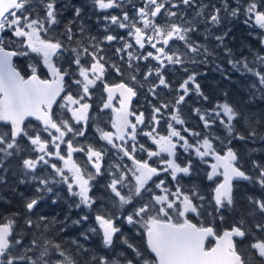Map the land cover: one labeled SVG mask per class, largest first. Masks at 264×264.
Here are the masks:
<instances>
[{"label": "snow or ice", "instance_id": "obj_1", "mask_svg": "<svg viewBox=\"0 0 264 264\" xmlns=\"http://www.w3.org/2000/svg\"><path fill=\"white\" fill-rule=\"evenodd\" d=\"M44 8L43 17L37 16L33 18L29 9L32 6V0H0V32L10 30L12 35L16 38H22L23 44L28 51L16 52L7 51L4 47V41L0 38V121L10 124V130L7 132H0V183L7 181V173L11 171L6 167L8 161L13 157H22L26 151L25 145L20 141L21 138L26 139L31 146V151L37 153L35 158L31 155L23 157L20 162V168L25 176H31V180L35 182L36 195L27 199L24 207L28 213H31L42 199L43 195L47 192H52L50 187L53 183L67 184L68 193L71 197H78L79 202L75 205H69L79 208L81 205L91 208L95 204L94 198L90 193L89 182L94 179L92 174H88L85 178L82 169L75 163H71L69 171L72 172L71 178L64 173V169L58 168L55 164H51L52 169L55 171L56 176L60 180L48 178L46 176H37L38 167L41 163L44 165L49 164L46 157L57 156L63 160L65 167H68L72 154L75 151H85L83 147L74 148L72 141L65 140L68 133H73L76 136H84L83 129L75 130L72 124L67 119L56 118L53 111V104L57 103V97L61 93L67 92L62 97L63 103L61 107L71 113L72 119L76 122L87 121L88 109L90 105L85 102L86 98L90 97V89L97 85L98 81H102L107 68L105 65L108 60L105 56L101 55L103 52L102 43L104 41L112 42L118 38L110 32L103 37V41L98 40L96 36L88 35L85 43V27L81 24L79 29V38L73 32L72 23L69 21L64 28V35L69 44L75 43V47H67L65 42L61 39H43L41 33H47L51 28L60 23L58 17L60 12L56 7V0H41ZM143 6L134 9L135 17H130L127 11H123L121 16H105L104 19L111 25H118L121 29L128 30V36L134 37L135 44L139 45L141 49L146 45H150L154 50L148 52L147 55L134 54L130 49L133 44L125 40L124 37H119L123 47L116 48V53L121 54V60L124 59L123 53L127 52L128 67L133 68L132 61L148 58L155 59L157 66L155 68L149 67L148 72L144 74V81H149L150 77L155 75L158 77V83L152 84L149 92L153 96L156 95V90L163 86L169 87V83L165 78L164 70L169 65L183 66L185 62L191 63H206L207 57L215 55V50L210 51L209 48L202 43H197L191 39V34L198 31L201 18H205V23L218 25L221 23L223 12L225 16H237L243 13L248 19L245 23L254 16L255 23L261 29H264V11L258 7V0H248L245 7L241 8L239 3L236 7H231L228 0H221L220 7L215 5H206L198 3L197 0H142ZM93 5L101 10L122 8V0H93ZM181 6L185 11H180ZM211 8L210 14L207 9ZM175 9V11L173 10ZM188 9H195V15L191 19L187 16ZM161 15H166L167 20L165 23H158V18ZM81 17V9L79 7L74 9V19ZM179 18V22H177ZM105 30L108 31L107 26ZM207 35L205 39L211 34L208 29H205ZM227 35V33H225ZM215 39L223 45V36H216ZM182 41L187 51L179 49L171 50V43L173 41ZM261 43L264 44V37H261ZM31 53L37 54L42 59V63L47 67L51 79H41L38 74V68L35 65H29L31 75L25 79L19 71L12 64V57L16 55L27 56ZM70 52L72 60L68 68L58 66L57 62L64 59L63 53ZM188 53L192 54L189 57ZM225 55L229 57L228 63L237 70H243L252 73L258 79L260 86L264 87V70L257 71L249 65L247 58L235 59L231 49L225 46ZM203 56L204 60L197 61L195 57ZM91 59L90 64H86V58ZM255 60L261 65H264V55L257 54ZM72 65H75L76 71H72ZM118 73L121 69L115 64L110 65ZM137 72L139 68L135 69ZM187 69H185L186 71ZM73 77L72 84H75L80 89L79 95H74L68 90L70 85L66 86L65 78ZM131 79L136 81V75H132ZM194 85V90L198 96L207 100L208 97L200 90V85L196 83V73H192L179 85V90L183 92L182 95L175 101L172 107L175 109V114L171 116V120L177 124H184L185 121L180 117L179 105L185 101V97L189 94V85ZM143 86V84L141 85ZM105 91L108 93V101L104 104V108L111 107L113 93L117 90L120 91V109H113L116 113L113 117V128L116 133H111L103 130L101 132V139L107 141L114 148L122 151L125 156L133 160L134 169H130L135 179V185L125 184L126 176L121 173L119 177L112 174V179L107 185V188L114 194L112 201L113 205L117 202L122 208L124 205L131 204L135 197L142 195V190L151 192L147 187L149 181L154 176L159 175V171L171 174L174 181L177 182L175 191L165 187V181L161 180L155 184L157 189H160V195L152 194L151 200L144 203L142 206L134 209L133 212L127 215L126 222L131 225L142 223L145 234L147 249L154 254V258H145V254L141 253L133 244L128 243L125 239L123 242L127 244L135 258L127 259L125 264H251L252 256L249 255L245 258L241 251L237 248L234 242V237L244 238L251 231L245 230L244 222L234 224L230 229L223 232L222 235H217L212 226L205 227L203 225L197 226L191 223L186 217V213H195L197 216L201 214L203 203L197 204L194 201L199 200L203 202L205 197L200 194V189L197 186H192L188 193L182 190L179 184L178 174L183 173L189 175L193 167V162L189 159L188 163L181 166L176 162V149L182 147L186 152L191 150L202 161L207 162L206 157L211 156L215 163L211 164V171L207 174L209 181H214V178L222 176L221 182L216 183L212 189V201L215 204L216 213H220L225 207H234L233 195V182L236 180L254 181L264 189V166L258 161H252V168L258 170V175L255 177L249 175L243 170L240 164V157L231 146V141L224 145L226 149L223 154L217 149L213 141H220L223 145L224 141L219 136H215L209 132L203 135L201 133L190 131L184 128V132H188L190 136L197 137L195 144L189 143V140L181 135L180 131L173 128L169 123V133L167 136H160L156 139L154 133L156 129L144 133L153 139L157 145V151H148V156H159L161 153H168L170 159L162 161L164 167L158 171L157 168L151 167L147 160H136L131 153L137 151L136 148V135L139 125L144 124V113L135 116V123H132L128 117L134 113L128 111V102L132 97L136 96V91L129 87L126 83H120L115 86L109 87L107 83L104 84ZM170 107L169 104H162L160 107L153 106L152 120L158 121V114L162 108ZM203 121L205 129H210L219 121L223 126L229 137H234L239 140H246L248 138H255L258 133L255 127H252L248 136L235 131L234 122L241 117V113L227 101L218 103L214 109L201 112L200 108L194 110ZM34 116L43 124L41 131H35L31 134L30 131L22 126L26 117ZM54 130V132L52 131ZM42 133H47L51 137L50 140L43 139ZM173 138H176L175 140ZM133 142L131 153L125 146L127 140ZM264 139V136H261ZM121 141V144H116L115 141ZM59 142V143H58ZM67 143L68 153L67 159L60 154V143ZM182 142V143H181ZM49 145L53 146L56 151H49ZM140 150L145 151L143 145H140ZM87 155L89 162L93 164L96 169V174L101 172L100 161L103 159L104 150L95 149L88 146ZM119 170V166H116ZM19 183H25L21 179ZM122 187H127L128 193L123 194ZM78 189V190H77ZM175 197V199H170ZM248 201L250 204L255 205L252 214H264V198H254L249 196ZM55 203V201H53ZM158 206V207H157ZM170 212H176L177 215L183 219V222H174ZM154 213V214H150ZM146 217V218H145ZM123 217H116L114 214H97L95 220L99 225V230L102 231V243L107 247H111L114 243V237L121 231L116 226L115 220ZM139 218V219H137ZM46 217L40 216L39 222H34L32 219L25 220L29 228L41 227V222L46 221ZM70 219V217L65 218ZM223 220V216L220 217ZM88 216L84 215L78 220L72 221L73 224H80L82 221H87ZM15 220L8 218L6 222L0 223V264H49L45 259L48 256V245L50 241L44 240V245L39 253V256L33 258L28 255L33 251L37 241L33 239L30 245L24 246L22 254L13 255L10 249L13 245H21V239L12 240L13 229ZM49 225L43 223V228L47 230ZM254 227L257 231L264 233V221L256 222ZM89 231L96 232V228H90ZM209 237L216 239V245L210 249L205 247V241ZM85 238H87L85 236ZM54 248L59 250V245H53ZM251 248L256 250V254L264 259V240H257L251 244ZM64 259L57 261L56 264H75L70 258L60 252ZM100 264H109L108 260L104 257L100 258ZM113 264H119V261H113Z\"/></svg>", "mask_w": 264, "mask_h": 264}, {"label": "trees", "instance_id": "obj_2", "mask_svg": "<svg viewBox=\"0 0 264 264\" xmlns=\"http://www.w3.org/2000/svg\"><path fill=\"white\" fill-rule=\"evenodd\" d=\"M137 2V0H135ZM198 3L206 5H215L220 7L221 0H197ZM244 4H240L243 8L246 6L248 0H243ZM231 7H236L239 0H228ZM70 8V6H68ZM258 7L261 11H264V0H258ZM43 4L41 0H32V6L29 9L33 18L44 15ZM209 10H212L209 8ZM180 11H185L181 6ZM188 11V10H187ZM193 15H195V9H189ZM69 12V11H68ZM208 14L211 11L207 12ZM222 21H224L223 28L218 25H212L205 23V18H201V22L198 27V31L191 34V39L197 43L205 44L210 51L215 50V55L207 57L206 63H191L185 62L183 66L178 65L176 67L177 75L186 79L192 73H196V83L200 85V90L207 96L208 99L204 100L203 97L198 96L194 90V85H189L190 91L188 98L183 103H187L185 109V123L177 126V129L182 135L189 134L184 132L183 129L187 128L190 131H195L203 135L211 132L215 136L221 137L224 144L220 141H213L217 146V149L222 152L225 148L224 145L231 141V146L237 152L240 157V164L243 166V170L249 175H258V170L252 168V161H258L261 166H264V87L260 86L257 77L252 73L237 70L233 68L229 63V57L225 55V46L232 50L233 58L242 59L247 58L249 65L257 71L264 70V65H261L255 60L257 54L264 55V44L261 42H237L240 41L241 35L248 33L251 35L249 30L238 27L240 18H245L243 13L237 16H225L221 13ZM205 29L210 31V35L207 39ZM262 30L256 31V39L260 38ZM227 33V35H225ZM216 36H223V45L215 39ZM248 36H246L248 38ZM4 46L8 47V42L11 41L10 31H7L5 36L3 35ZM14 42H22L21 39H17ZM177 49L181 51H187L184 47L183 42H176ZM115 51V49H114ZM113 51V53H114ZM115 54V53H114ZM189 57H192L191 53H188ZM197 61L204 60L205 57H195ZM26 63L30 65H36L40 63V59L36 55L29 56L26 60L16 62L15 65L19 68L22 73L25 72ZM24 65V66H23ZM185 69H187L185 71ZM147 70V68H146ZM221 70V71H220ZM40 74V72H38ZM220 76V86L212 83L211 77L215 75ZM181 79V80H183ZM180 80V81H181ZM178 96L166 100L161 103L173 104L175 103ZM227 101L233 105L240 113L241 117L234 122L235 131L248 136V133L252 127H255L258 135L253 138L246 140H239L234 137H229L223 126L220 125L219 121L212 126L210 129H205L203 121L200 120L199 116L193 111V108L202 109L203 112L208 111V106L204 104H214ZM30 132L32 128L36 126L27 125L26 127ZM185 151H182L180 156L183 154L189 161V157L192 158L189 153L188 156ZM31 155L33 158L35 153L31 151V148H26L23 156L19 159L13 157L8 161L6 167H11L7 175V181L0 183V222H4L5 218H12L15 220L13 235L15 239H21V245H15V248L10 249L11 254L19 255L24 251L25 245H30V242L35 239L37 244L33 248L32 252L28 255L36 258L44 245V240L51 242L48 245V256L45 258L49 261V264H56L57 261L64 259V256L60 255L62 251L65 256L70 257L75 264H100V258L104 257L108 260L109 264H113V261H119V264H125L127 259L135 258V253L128 248L127 244L123 241L126 239L128 243L133 244L141 253L145 254V258H153L147 249L144 227L142 223H136L135 225L128 224L126 217L129 213L133 212L134 209L142 206L145 202L142 200L144 196L135 197L131 204L124 205L122 208L117 202L109 206V210L118 208L120 217L115 220L117 227L121 229L114 237V243L111 247H105L102 243V231L99 230V225L95 220L97 214L103 213L108 205L106 197L111 202L116 199H111L110 196H114L110 193L109 188L106 184H97L96 187L90 190V195L94 198L95 204L91 208H84L81 205L79 208L72 207L69 205H75L72 198H68L66 193H59L57 190L60 187V183H53L50 185L53 191L48 192V199L44 201V196L38 203V206L34 208L31 213H28L24 207V203L27 199L32 198L36 195L35 193V182L31 180V176H25L20 168V162L23 157ZM206 163L202 162L198 157L193 156L191 159L193 167L189 175H185L180 182L182 190L185 191L186 187L189 190L192 186H197L200 189V194L205 197L203 202L196 200L197 204L203 203V209L201 214L197 216L195 213H189V220L193 221L198 225H212L215 232L218 234L224 228H230L234 224H238L241 221L244 222L245 230L251 229V231L244 238L236 237L235 243L237 248L241 251L242 255L247 258L249 255L252 256L251 264H264V259H261L257 254L256 250L251 248V244L257 240H264V233L257 231L254 227L256 222L264 221V214H252V210L255 205H252L248 201V197L264 198V189L254 181H238L233 184V195L235 206L225 207L220 213H216L215 204L212 201V189L215 184L220 180V177L214 178V181L207 179V172L209 169V156L205 158ZM37 176L55 178L59 180L58 176L55 175L53 169L48 166L45 170L43 165H39ZM102 175L105 177L106 173ZM23 179L25 183H19ZM187 193V192H186ZM55 201V203H53ZM78 203V201H76ZM158 207V206H157ZM151 214V213H150ZM154 214V213H153ZM87 215L88 220L82 221L80 224H73L72 221L80 219V217ZM46 217V221L41 222V227L29 228L25 220L27 218L32 219L34 222H39V217ZM223 216V220L220 217ZM70 217V219H65ZM173 217V216H172ZM177 216L173 217L174 221H177ZM146 218V217H145ZM139 219V218H137ZM43 223L49 225L48 229L43 228ZM90 228H96V232L89 231ZM85 236L87 238H85ZM212 244L211 240L206 242V246ZM53 245H59L60 248L57 250ZM15 250V251H14ZM139 264H143L142 261Z\"/></svg>", "mask_w": 264, "mask_h": 264}, {"label": "flooded vegetation", "instance_id": "obj_3", "mask_svg": "<svg viewBox=\"0 0 264 264\" xmlns=\"http://www.w3.org/2000/svg\"><path fill=\"white\" fill-rule=\"evenodd\" d=\"M44 2H46V0H44ZM241 3L244 4L243 0H239V5ZM122 4H123L122 8H112V9L101 10L93 5V0H56V7L58 11L60 12V15L58 17L60 23L53 26L51 30L47 32L46 34L41 33V37L43 39H61L65 42V45L67 47L69 48L75 47V43L69 44L66 39V35H64L65 25H67L68 22L71 20L73 21L72 29H73V32L77 34V38H79V29H80L81 24H83V26L85 27L86 29L85 43H87L86 37L88 35L96 36L98 40L103 41V37L109 34L110 32L112 35H115L118 38L116 41H112V42L104 41L101 45L103 48V52L101 53V55L105 56L106 59L108 60V63L105 65V67L107 68V71L105 73L103 80L98 81L97 85L94 88L90 89L91 91L90 97L86 98L85 102H87L90 105V108L88 109L87 121L76 122L75 120L72 119V115L66 109L62 110L64 112H61L60 104L63 102L62 97L66 95L67 92L61 93V96L58 97L57 99L58 102L53 106V111L56 115V118L67 119L70 122V124H72L75 130L83 129L85 131L84 136H76L73 133H68L67 136L65 137V140L72 141L74 148L83 147L85 149V151L83 152L81 151L73 152L71 159L73 163H75L77 166H79L82 169L84 174L89 173L94 176V179L89 182L90 190L96 187L97 184H101V183H104L107 186L110 180L112 179V174H115L116 177H119L121 173H124L126 176V181L130 179L132 182V185L133 186L135 185V180L131 178L132 174H130L131 171H129L130 169H134L133 160L130 159L128 156H125L122 151H119L117 148H114L111 144H108L107 141L101 139V132L99 130L111 132L114 134L116 133V129L113 128L112 126L113 117L114 115H116V113L113 112V109L114 108L120 109L121 107V104H120L121 96L119 93L115 92L113 93L111 107L104 108V104L108 101V93L105 91V88H104L105 83H107L109 87L115 86L120 83H126L129 87H132L137 93L136 96H134L133 100L131 101V104L128 110L134 113V115L129 116L128 119L132 123H135L136 122L135 116L139 115L142 112L144 113L145 122L144 124L139 125L137 128V135H136L137 151L135 153H131L133 142L130 139L127 140V143L125 145L128 151L135 157L136 160H140V161L147 160L151 167L157 168L158 171L162 169L164 167V164L162 163V161H166L170 159V157L168 153H161L159 156L149 157L148 151H157L158 148H157V145L153 142V139L147 135H144V133L149 132L153 128H155L156 132L154 133V136L156 139H159L160 136L168 135L169 123H171L173 128L176 129L177 131H179L177 129V126L181 125L171 120V116L175 114V109L172 107V105H175V103L171 104L170 107L168 108L161 109V112L158 114V121H159L158 123L152 120L153 106L160 107L162 104H164L161 102L169 100L173 98L174 96L179 97V95L183 94V92L179 90V85L183 83L185 79H183L184 77H179L177 75L178 70L176 69V67H178V65L167 66V68L164 70V75H165L166 80L169 83V87L165 88L163 86H160L156 90V95L153 96L152 93L149 92V88L151 87L152 84L158 83V77L153 75L150 77L149 81L145 82L144 74L148 72L149 67L155 68L157 66V61L152 58H148L147 60H144V59L133 60L132 61L133 68H129L127 52L122 54L124 59L121 60V54H117L116 51H114V49L116 50V48L123 47V44L120 42L119 37H124L125 40L133 44V48L130 49V51H132L134 54L147 55L148 52H153L155 54V50L150 45H146L145 48L143 49H141L139 45H136L134 37L128 36L127 29H121L119 28L118 25H111L108 21L104 19L105 16H109V17L112 15L121 16L123 11H127L130 17H135L134 9L143 6L142 0H137V2H135V0H122ZM68 6H70V8ZM77 7L81 9V17L79 19H74V9ZM173 10L175 11V9ZM42 11L44 13V8ZM209 11H212V10H209L208 8L207 12ZM186 14L189 19H191L192 16H194L191 13V11H189V9ZM40 17H43V15ZM246 19H248L247 16H245V18H240L238 27L240 26L243 29L249 30L250 31L249 33H251V35H249L248 38L245 35H241V39H244L245 42H261V37H264V29H261L258 25H256L254 21L255 19L254 16L249 20L248 23H245ZM166 20H167L166 15H161L158 18L157 22L160 24H163L166 22ZM177 22H179V18H177ZM105 26H107L108 31L105 30ZM218 26L220 28H223L224 21L221 20V23L218 24ZM258 29L262 30L260 34L261 37L256 39V31ZM7 31H10V30L6 29L5 31H3L4 36L7 33ZM10 36H11L12 42H8L9 48L13 49L16 52H21V53L28 51L27 48L23 44L22 38L14 37L11 31H10ZM17 39H21L22 42H14V41H17ZM176 42H181V41L176 40V41L170 42L171 50L177 49ZM237 42H240V41H237ZM113 51L115 54L113 53ZM31 55H36L40 59V63L35 65L38 68V72H40L39 76L43 79H48L50 77L48 74V69L42 63L41 57H39L35 53L29 52L27 56L16 55L14 56V63H16L17 61L18 62L24 61ZM63 56H64V59L58 61L57 64L58 66L62 65L63 68H68L73 58L72 54L70 52H66V53H63ZM85 62L86 64H90L91 63L90 57L86 58ZM111 64H115L118 68L121 69V72L118 73L114 68H111L110 67ZM25 65H26V67H24L25 72L31 73V69L29 67L30 64L26 63ZM136 67L139 68L138 72L135 70ZM72 71L73 72L76 71L75 65H72ZM28 74L26 73V75L24 76L26 77ZM132 75H136V78H137L136 81H133L131 79ZM72 79L73 77L71 76L65 78L66 86L70 85L68 90L71 91L74 95H79L80 89H78L75 84H72ZM142 84L143 86H141ZM187 98H188V95L185 97V99ZM220 103H223V102H220ZM186 104L187 103H182L179 105V114L183 120H185V117H186L185 109L189 110ZM217 104L218 103L204 104V105L208 106L209 110H211ZM196 108L197 107L195 106L193 108V111ZM201 112L203 113L202 109H201ZM3 125H6L5 127L7 131L10 130V127L8 124H3ZM0 127H2V124H0ZM0 132H1V129H0ZM30 133L33 134L32 132ZM183 136H185L189 140V143L191 144H195L198 139L197 137L190 136L189 134H185ZM43 139L50 140L51 137L48 136L47 133H45V137H43ZM173 139L175 140L176 138H173ZM199 139H202V138L199 137ZM20 142L23 145H25L26 148H31V146L28 144L26 139L21 138ZM115 143L121 144V141L116 140ZM66 145H67L66 142L60 143V154L62 156H65L68 153V151H65ZM140 145H143L146 150L141 151ZM88 146H92L97 150L99 149L104 150L103 159L100 161L101 172L99 174H94L96 173V169L93 167V164L89 162L87 151H86ZM225 150L226 149H224L221 153H223ZM49 151L55 152L56 149L53 146L49 145ZM182 151H185V150L182 147L178 146L176 149L175 159L177 163H179L181 166H184L188 163V160L183 154L180 156ZM184 153H186L187 156L189 153L191 154V156L192 155L196 156L195 153L192 152L191 150H189L188 152L185 151ZM35 155H37V153H35ZM192 158L189 157V159H192ZM209 158H210L209 164H211V161H212L211 156H209ZM41 164L44 166L45 170L48 168V166H50V168L52 169L51 164H55L56 166H58L59 160L53 159L49 161L48 165H44L43 163ZM117 165L119 166V170H117L116 168ZM209 168H210V165H209ZM103 172L106 173L105 177L102 175ZM184 176L185 175L183 173L178 174L179 184ZM59 180H60V177H59ZM161 180L165 181V185H164L165 187L169 188L172 191H175L177 182L172 179L170 172L166 173L163 171H159V175L154 176L147 185V187L151 189V192H145L142 190L141 197L144 196L142 200L145 203L151 200L152 194H156V195L162 194L160 189H157L155 187V184L159 183ZM109 191L111 193L110 189ZM184 192L188 193L187 187ZM111 194L114 195L113 193ZM43 196H44L43 198L44 201H47L48 192L45 193ZM110 197L111 199L114 198V196H110ZM170 199H175V197L170 196ZM105 200H107V203H108V205H105V207L109 209V206L112 204V202L111 200H109L108 197H106ZM173 213L177 215L176 212H173ZM188 214L189 213H186V216H188ZM177 218L179 219L178 222H183L184 218H181L178 215H177ZM7 219L8 218H5L3 219V221L6 222ZM0 223H3V222H0ZM11 239L15 240L14 235H12Z\"/></svg>", "mask_w": 264, "mask_h": 264}, {"label": "rangeland", "instance_id": "obj_4", "mask_svg": "<svg viewBox=\"0 0 264 264\" xmlns=\"http://www.w3.org/2000/svg\"><path fill=\"white\" fill-rule=\"evenodd\" d=\"M240 42H245V40L244 39H240ZM221 71V70H220ZM220 76L217 74V75H215V76H213V77H211V80H212V83L213 84H215L216 86L217 85H219L220 86ZM63 103V102H62ZM61 103V104H62ZM61 104H60V109H61V112H64V111H62V110H64L62 107H61ZM214 109V108H213ZM212 110V109H211ZM70 113V112H69ZM71 114V113H70ZM171 115H172V113H171ZM66 151H68V149L66 150ZM65 157V159H67V155H65L64 156ZM46 159H48L49 161H51V160H53V159H58L59 160V165L57 166L58 168H62V169H64V173H65V175H67L69 178H71V176H72V172H70L69 171V167L71 166V163H73V161H72V159H71V162H70V164H69V166L68 167H65V163H64V161L63 160H61V159H59L57 156H55V155H53V156H50V157H46ZM94 174H96V173H94ZM131 174H132V172H131ZM59 177V176H58ZM132 179H134V177H133V174H132V177H131ZM135 180V179H134ZM134 183V182H133ZM78 190V189H77ZM128 188L127 187H123L122 188V191H123V194H127L128 193Z\"/></svg>", "mask_w": 264, "mask_h": 264}, {"label": "water", "instance_id": "obj_5", "mask_svg": "<svg viewBox=\"0 0 264 264\" xmlns=\"http://www.w3.org/2000/svg\"><path fill=\"white\" fill-rule=\"evenodd\" d=\"M254 21H255V19H254ZM0 38H1V32H0ZM7 51H14V50H12V49H8V48H5ZM13 59H14V56L12 57V64H13ZM13 66H14V64H13ZM15 67V66H14ZM16 68V67H15ZM17 69V68H16ZM17 71H19L18 69H17ZM48 74H49V71H48ZM22 75V74H21ZM31 75V73L29 74V75H27L26 77H25V79H27V77L28 76H30ZM23 76V75H22ZM49 76H50V74H49ZM41 79H43V78H41ZM48 79H51V76L48 78ZM115 92H117V93H119L120 94V91L119 90H117V91H115ZM114 92V93H115ZM133 98L134 97H132V99L128 102V110H129V107H130V102L133 100ZM57 99H58V97H57ZM55 104V103H54ZM53 104V105H54ZM27 119H31V120H38L36 117H34V116H31V117H26L25 118V121L27 120ZM24 121V122H25ZM40 121V120H39ZM0 122H2V121H0ZM2 123H5V122H2ZM40 123L42 124V122L40 121ZM42 126H43V124H42ZM10 127H11V125H10ZM213 159V158H212ZM213 163H215V160L213 159V162H212V164ZM212 169H211V167H210V170L208 171V173L211 171ZM222 179H223V177L221 178V180H220V182L222 181ZM236 181H242V180H236ZM236 181H234V182H236ZM191 222V221H190ZM191 223H193V222H191ZM193 224H195V223H193ZM208 226H211V225H207V226H205V227H208ZM227 229H230V228H225V229H223L222 231H221V233L220 234H218V235H222L223 234V232L225 231V230H227ZM145 237H146V234H145ZM207 239H211L212 241H213V243H212V245L210 246V247H208V249H210V248H212V247H214L215 245H216V239L214 238V237H209V238H207ZM207 239H206V241H207ZM206 241H205V243H206ZM146 245H147V243H146ZM152 254V253H151ZM153 256H154V254H152Z\"/></svg>", "mask_w": 264, "mask_h": 264}, {"label": "bare ground", "instance_id": "obj_6", "mask_svg": "<svg viewBox=\"0 0 264 264\" xmlns=\"http://www.w3.org/2000/svg\"><path fill=\"white\" fill-rule=\"evenodd\" d=\"M246 33V36H248V33L247 32H245Z\"/></svg>", "mask_w": 264, "mask_h": 264}]
</instances>
